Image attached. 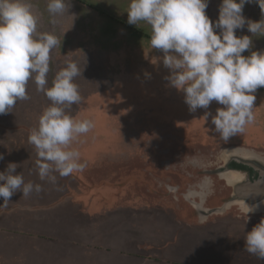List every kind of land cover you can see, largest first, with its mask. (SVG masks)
I'll use <instances>...</instances> for the list:
<instances>
[{
  "label": "rangeland",
  "instance_id": "obj_1",
  "mask_svg": "<svg viewBox=\"0 0 264 264\" xmlns=\"http://www.w3.org/2000/svg\"><path fill=\"white\" fill-rule=\"evenodd\" d=\"M129 2L130 0H68V11L52 16L47 11L48 0H31L33 10L39 17L38 30L53 33L62 42L50 53L48 86H51L56 73L69 61L78 63L82 72V75L75 78L82 103L73 105L66 112L77 120L88 119L93 122L92 129L72 145L86 157L81 159L86 164L84 169L113 168L116 173L124 174L125 169L131 166L141 170L142 166H160L162 156H174L173 153L182 148H186L190 156L198 154L203 157L221 152L232 145L264 151V87L257 89L255 93L254 121L246 125L242 134L231 137L227 142L222 141L211 123V116L205 119V112L215 115L217 108L223 106L213 101L207 110L189 111L184 93L170 87L165 78L169 70L163 66V52L151 48L150 26L143 22L137 26L127 23ZM221 3L222 0H209L206 14L213 22L218 20ZM243 15L253 21L264 18V13L255 0L245 3ZM236 35L252 36L247 26L236 30ZM252 39V48L243 53L245 56L252 51H264V36H252ZM88 84H91V88H88ZM26 90L29 99L18 101L11 109L12 112L0 115V142L3 141L2 144L8 148L13 146L9 140L16 138V148L31 147L35 150L28 142L26 130L32 132L31 130L38 128L42 112L51 103L44 92L37 90L34 80L28 82ZM108 122L111 123L110 126ZM147 123L148 126L140 132V127ZM113 134H117L119 140ZM129 134L134 136L130 138ZM140 134L142 138L136 142L134 139H139ZM92 154H95V158L101 155L109 160H96L91 157ZM27 155L23 154V158L17 163L26 182L31 177H39L35 164L38 157H33L29 164L25 160ZM122 155V158H117ZM1 163L8 164L7 161ZM1 167L0 171L7 168L3 165ZM118 174H112L111 179L120 180ZM97 176L98 181L105 179L103 174L99 173ZM148 177L150 178L149 175ZM67 178L69 180L64 182L63 187L52 184L55 196H60L70 183L72 188L75 185L77 191V182L71 179V175ZM58 180L62 181V177L57 174ZM133 194L138 197L135 200H144L141 199L143 206L140 207L135 201L130 204L127 215L129 241L124 235L125 228H117L116 225L118 220L126 216L121 212V215L115 213L105 220L108 225L112 224V228L107 227V234H111L112 239L111 236L108 237L109 242L106 243L107 246L113 243V249H99L100 246L93 241L95 238H85L81 242L92 255L90 260L95 262L94 257L98 259L95 264H105L104 261L107 264H161L170 259H173L170 260L174 262L172 264H264V261L243 250L246 232L264 219V209L256 210L259 215L250 222L236 219L212 227L202 226L203 229L194 226L192 236L186 239L183 237L184 231H180V227L185 228L180 220H173L172 224H165L163 221L168 217H164L166 215L162 210L169 213L163 202L148 198L147 195L150 194L145 189L133 191ZM137 208L146 214H137ZM3 216L0 213V264H44L45 261L52 260L53 252L43 257L45 261H41L40 253L45 249L46 243L53 246V242L38 238L36 233L33 237L24 236L26 232L30 234L35 231H28L26 226L19 227L20 231L15 227L14 216ZM159 219L162 221L160 224L156 221ZM95 220L101 226L104 219L97 216ZM94 232L92 230V234ZM120 233L123 235L120 236ZM66 235L68 234L63 236ZM218 236L224 239L221 244ZM173 237L177 238L174 239L175 244L166 251L167 241L172 242ZM59 240L65 244L62 245V250L66 261L69 255H73V251L67 247L71 243L67 244L70 242L68 239ZM179 242L182 244L179 245ZM33 252H38V256H33ZM80 256L81 254H76V257ZM68 261L69 259L64 264H73Z\"/></svg>",
  "mask_w": 264,
  "mask_h": 264
},
{
  "label": "clouds",
  "instance_id": "obj_2",
  "mask_svg": "<svg viewBox=\"0 0 264 264\" xmlns=\"http://www.w3.org/2000/svg\"><path fill=\"white\" fill-rule=\"evenodd\" d=\"M251 2L222 0L215 22L206 14L209 0H130L126 11L128 24L150 26L151 48L163 52V66L169 70L165 78L170 87L184 93L190 112L207 110L213 101L223 106L215 115L206 111L205 119L211 116L224 142L242 134L254 121L255 93L264 87V51L243 55L252 48V36H264V18L253 21L243 15L245 3ZM255 2L264 13V0ZM67 5L68 0H48L47 11L59 16L68 11ZM38 20L31 0H0V115L29 99L26 87L30 80L45 93L51 103L28 142L37 152L39 179L56 185L57 174L66 177L86 167L72 145L92 129L93 122L77 120L66 112L82 103L75 83L82 75L78 63L67 62L48 86L50 53L62 42L53 33L40 32ZM245 26L252 36H237L236 30ZM16 168L10 162L0 171L4 206L17 191L25 198L42 191L40 184L25 182ZM243 250L264 261V219L246 232Z\"/></svg>",
  "mask_w": 264,
  "mask_h": 264
},
{
  "label": "crops",
  "instance_id": "obj_3",
  "mask_svg": "<svg viewBox=\"0 0 264 264\" xmlns=\"http://www.w3.org/2000/svg\"><path fill=\"white\" fill-rule=\"evenodd\" d=\"M72 62L74 61L72 60ZM89 87L91 88V84H88V88ZM108 125L110 126L111 123L108 122ZM2 131H6V130H2ZM29 133L31 132L26 130L27 139H28ZM2 142L3 141L0 142V153L4 154V159L0 160V168H2L1 165L3 166L8 165V164L4 165L1 163L4 161H7L8 163L10 162H13L16 164L19 163V160L23 158V157L21 158V156L23 154L25 155L26 153L28 155L25 157L26 158L25 160L26 162H29V164L32 161V158L37 156V152L33 150L31 147L24 148V149L16 148L17 146L16 138H14L13 140L11 139L9 140V143L12 142L13 144V146L9 148L6 145H3ZM98 153H101V151ZM92 156L96 160L102 159V158L104 161L109 160V158L105 159L106 156L99 155L96 158H95V154H92L91 157ZM28 158H30V161H28ZM84 158H86L84 154H80V159H84ZM110 160H113V157H110ZM18 167L19 166H17L16 168V174H20V170L18 169ZM29 167L31 168V166ZM110 167H111V164H110ZM4 169H6V167ZM31 170L33 171L32 168ZM114 172L115 171L113 170V168L105 169L102 167H99V169L97 167L93 169L91 168V169H84L82 171H76L74 174H71V179L77 182V191H76L75 185L72 188L71 183H70V184H67V187H68L67 189L62 190V193L60 196L54 195L53 193L54 186H52V184L49 185V183L45 181H41L39 177H31L30 181L34 182L35 184H40L42 187V191L39 193H36L34 191L27 198L23 197L22 191H17L10 198V201L5 202L7 206H4L3 198H0L1 216L3 215L6 217H10L11 215L14 216L16 220L15 227L18 230H20L19 227L26 226L29 228L28 231L30 230L35 231V232H31L30 234L26 232V235L24 236L28 237L30 235L33 237V236H36L37 234V236L39 235L38 238L48 239L49 241L53 242V246L46 243L45 249L40 253V255L42 256L41 261H45L43 260L44 256L51 254V252L54 253V254H51L52 260L45 261L44 264H48V263L49 264H64L66 263L68 259L73 264H95V262L98 259L94 257L95 262H92L90 260V258H93L92 255L89 253L88 249L85 247L86 245L81 242H83L85 238H90L91 240L95 238L93 241L95 244L97 243L96 244L97 246H100L98 247L99 249H102V250L105 249L106 251L113 249L112 248L113 243H111L112 246L111 245L107 246V243H106V242H109L108 237L111 236V239H112V235L110 234V236H108L107 234L108 232L107 227L110 226V228H112L111 227L112 224L108 225L105 221L107 219V216L115 214V213H119L121 215L122 214L121 212H123V214L124 213L126 214V216H124L123 218L121 217L122 218L121 220L117 219L118 222L116 225H117V228H125L124 235L126 236V240H128L130 234L128 232L129 231V226H128L129 216L127 215L129 214L130 204H132L135 201L138 203L137 205H139V207L143 206L141 205L142 198L139 200H135L137 196L133 194V191H138V190L141 191L138 185H137V188L135 189H128L124 187V190L123 189L121 190L118 186V182L122 180V176L121 174H119V177H121V179L116 180L117 181L116 182L117 184H116L114 183L115 180L111 179L112 174L117 176L116 172L115 173ZM27 173H28V170H27ZM99 173L100 175L101 174L105 175V179H101L100 181H98L97 175ZM67 180H69L67 176L62 177V181L58 180L56 186L59 187L61 185V187H63L64 182H67ZM97 194L99 195L98 197H97ZM87 196H89L88 199L86 198ZM99 197L101 198L98 199ZM136 212L137 214H146V212L141 211L140 208H137ZM147 214L150 215V213H147ZM165 215L166 216L164 217H168L166 221L163 220L164 217L162 218L165 224L167 223L172 224L173 220L174 222H177L175 219L171 217L169 213H165ZM97 216L98 218L102 217V219H104L100 223L102 224L101 225L102 227L96 224L95 219H97ZM141 220L144 221V219L142 218ZM156 221L159 224L162 223L161 219L156 220ZM72 224H73V227H72ZM91 227H94V228L91 229ZM92 230H95L93 234H92ZM180 231H184L183 233L184 238L190 239L189 237L192 236L191 231L193 230L184 229ZM21 233H23V231ZM66 233L68 235L63 236ZM199 233L204 234L206 232H199ZM122 235L123 234L120 233V236ZM5 237L8 238L9 236H5ZM60 238L68 239L70 242L67 244L71 243L67 247L73 251V255L72 256L69 255L66 261H64L65 258H63V250H62V245H65V244L61 240H59ZM217 238L219 239L218 242H220V244L221 242L224 241V239L220 238V236H218ZM174 239H177V238L173 237L172 242L167 241L169 242L170 245L166 247V251L169 250L170 247L175 244ZM180 243L181 242H179L178 244L181 245L182 243L181 244ZM71 245L75 247L71 248L70 247ZM74 253H75V256H74ZM77 253L81 254V256L76 257ZM118 253L123 255L122 252H118ZM33 256L37 257L38 252H33ZM170 260H173V259H170ZM170 260L168 262L161 263V264L174 263L173 261H170ZM104 262L105 264H107L106 261ZM123 264H125V262ZM126 264H129V263H126Z\"/></svg>",
  "mask_w": 264,
  "mask_h": 264
},
{
  "label": "flooded vegetation",
  "instance_id": "obj_4",
  "mask_svg": "<svg viewBox=\"0 0 264 264\" xmlns=\"http://www.w3.org/2000/svg\"><path fill=\"white\" fill-rule=\"evenodd\" d=\"M148 124L142 125L140 132ZM113 135L119 140L117 134ZM134 135H130V138ZM141 138L140 134L139 139L134 140L139 142ZM173 154L174 156H162L160 166H142L147 176H150L144 185L153 195L147 197L163 202L171 217L177 222L180 220L185 228L192 230L194 226L212 227L236 219L250 222L259 215L254 212L257 207L232 199L236 197L235 187L239 178L253 179L259 177L258 173H264V151L232 145L204 157L198 154L190 156L186 148ZM122 157L123 155L117 158ZM254 165L260 167L259 171L255 170ZM140 189L144 190L143 187ZM163 189L166 192L159 193ZM250 208L254 211L247 215Z\"/></svg>",
  "mask_w": 264,
  "mask_h": 264
},
{
  "label": "water",
  "instance_id": "obj_5",
  "mask_svg": "<svg viewBox=\"0 0 264 264\" xmlns=\"http://www.w3.org/2000/svg\"><path fill=\"white\" fill-rule=\"evenodd\" d=\"M255 166V165H254ZM260 167L255 166V170L259 171ZM257 178L241 177L236 182V197L232 201L245 203L248 206L257 207L256 210L264 208V173L259 174Z\"/></svg>",
  "mask_w": 264,
  "mask_h": 264
},
{
  "label": "trees",
  "instance_id": "obj_6",
  "mask_svg": "<svg viewBox=\"0 0 264 264\" xmlns=\"http://www.w3.org/2000/svg\"><path fill=\"white\" fill-rule=\"evenodd\" d=\"M125 171L126 172H124V174H123V172L121 174V176H123V179L118 182V186H119V188L121 190L122 189L124 190V187H126L128 189H135V188H137V185H138L139 188L143 187L148 194H150L151 196H153L152 193L149 190H147V186L144 185V183L147 181V178H149V177L147 176V173L143 169L141 170V169H137L135 166H131L130 168L127 167L125 169ZM116 174H118V173H116ZM116 182L117 181L115 180L114 183H116ZM163 192H166V189L160 190L159 193L162 194ZM156 201H157V199H156ZM162 211L164 213H166V211H164V210H162ZM196 227L203 229L202 226H196ZM184 229H186V228L181 229V227H180V230H184ZM169 245L170 244L168 242L167 245H166V247H168ZM216 254H218L217 251H216ZM188 257H189V255H188ZM177 264H180V263L178 262Z\"/></svg>",
  "mask_w": 264,
  "mask_h": 264
}]
</instances>
